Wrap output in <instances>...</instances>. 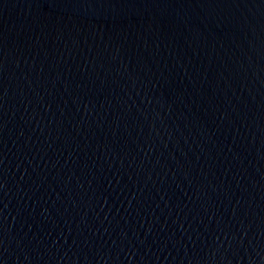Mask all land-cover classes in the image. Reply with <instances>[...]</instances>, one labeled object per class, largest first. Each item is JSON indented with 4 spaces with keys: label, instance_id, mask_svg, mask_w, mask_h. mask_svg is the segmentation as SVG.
Wrapping results in <instances>:
<instances>
[{
    "label": "water",
    "instance_id": "95a60500",
    "mask_svg": "<svg viewBox=\"0 0 264 264\" xmlns=\"http://www.w3.org/2000/svg\"><path fill=\"white\" fill-rule=\"evenodd\" d=\"M0 264H264V0H0Z\"/></svg>",
    "mask_w": 264,
    "mask_h": 264
}]
</instances>
